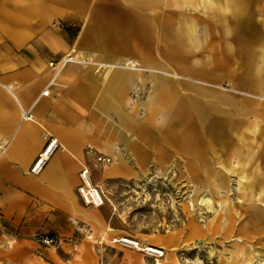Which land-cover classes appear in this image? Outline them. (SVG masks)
<instances>
[{
	"label": "crops",
	"instance_id": "crops-1",
	"mask_svg": "<svg viewBox=\"0 0 264 264\" xmlns=\"http://www.w3.org/2000/svg\"><path fill=\"white\" fill-rule=\"evenodd\" d=\"M83 167L106 196L176 172L264 229V0H0V264H80L89 231L117 235Z\"/></svg>",
	"mask_w": 264,
	"mask_h": 264
},
{
	"label": "rangeland",
	"instance_id": "rangeland-1",
	"mask_svg": "<svg viewBox=\"0 0 264 264\" xmlns=\"http://www.w3.org/2000/svg\"><path fill=\"white\" fill-rule=\"evenodd\" d=\"M101 207L108 216V228L117 229V235L89 231L91 256L89 261L79 256L80 264H157V260L160 264H242L244 250L252 255L251 264L259 258L264 261V229L258 220L225 219L230 206L214 203V188L194 187L176 172H154L119 184ZM243 226L256 233L233 235L234 228ZM168 235L176 243L158 246L157 240ZM120 237L159 248L163 255L156 258L113 242Z\"/></svg>",
	"mask_w": 264,
	"mask_h": 264
},
{
	"label": "built area",
	"instance_id": "built-area-1",
	"mask_svg": "<svg viewBox=\"0 0 264 264\" xmlns=\"http://www.w3.org/2000/svg\"><path fill=\"white\" fill-rule=\"evenodd\" d=\"M74 60L75 58L73 57V55L68 54L64 58L63 62L65 63L67 61H74ZM50 65L52 66L53 64L50 63ZM46 93H47V90H44L42 92V94H46ZM23 116L31 117L29 112H24ZM43 138L45 140V144L42 150L40 151V153L37 155V157L33 161L29 169V171L35 175L41 172L46 162L48 161L49 157L52 155L53 151L59 146L57 140L49 136L48 134H44ZM97 160L103 161V162H109L110 159L106 157L98 156ZM79 178H80V184L77 187V193L79 194L83 203L85 205H89L93 207H101L105 203V200H106L105 192L98 185L92 183L90 179L89 171L86 167H83L81 171L79 172ZM119 240L113 239V242H118L126 246H129L125 242H122ZM37 241L44 246H53L56 244V240L49 235H42L37 238ZM129 247H132V246H129ZM155 251L156 253L152 251H144V252L156 258H159L162 256L163 251L161 249L156 248Z\"/></svg>",
	"mask_w": 264,
	"mask_h": 264
},
{
	"label": "bare ground",
	"instance_id": "bare-ground-1",
	"mask_svg": "<svg viewBox=\"0 0 264 264\" xmlns=\"http://www.w3.org/2000/svg\"><path fill=\"white\" fill-rule=\"evenodd\" d=\"M120 239V240H119ZM117 240L125 242L126 244H128L129 246H132L135 250H140V251H152L154 253H156V248L151 246V245H143L140 244L139 241L132 239V238H128V237H120ZM244 256L242 259V264H251L252 261V255L248 252L244 250ZM163 255V253H162ZM257 256L259 257L260 254H257ZM258 259V258H257ZM157 264H160L159 260H157ZM256 264H264V261H262L261 258H259L256 261Z\"/></svg>",
	"mask_w": 264,
	"mask_h": 264
},
{
	"label": "clouds",
	"instance_id": "clouds-1",
	"mask_svg": "<svg viewBox=\"0 0 264 264\" xmlns=\"http://www.w3.org/2000/svg\"><path fill=\"white\" fill-rule=\"evenodd\" d=\"M159 125L160 126H166V120L161 118L159 121H158Z\"/></svg>",
	"mask_w": 264,
	"mask_h": 264
}]
</instances>
